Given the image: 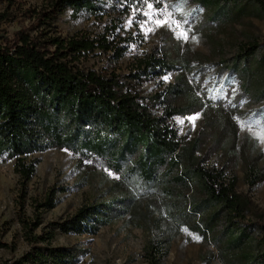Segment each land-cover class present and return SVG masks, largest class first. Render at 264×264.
<instances>
[{
    "label": "trees",
    "instance_id": "16d2710c",
    "mask_svg": "<svg viewBox=\"0 0 264 264\" xmlns=\"http://www.w3.org/2000/svg\"><path fill=\"white\" fill-rule=\"evenodd\" d=\"M232 1L233 24L245 17L264 19V0ZM147 2L158 11L166 5L165 0ZM0 7V23L17 10L38 25H23L12 36L0 32V158L16 159L24 182L33 177L38 163H27V156L65 149L100 161L122 182L133 183L144 193L159 192L178 209L175 215L183 224L210 241L216 251L212 258L221 264H264V211L238 191L232 165L209 163L228 135L237 134L236 125L223 113V105L216 112L206 110L205 94L192 92L182 79L169 83L162 79L178 64L172 32L161 28L162 44L138 58L129 72L81 66L98 50L111 53L113 62L129 52L135 43L133 33L120 38L117 29L123 30L121 23L128 20L134 29L145 24L144 0H55L44 10L22 8L19 0H0ZM67 7L75 17L110 16L111 28L95 37L88 33L65 37L55 21ZM136 9L141 11L133 19ZM207 29L220 32L215 26ZM261 46L252 42L232 63L241 82L238 97L247 95L253 104L264 103ZM201 111V127L192 136H182L174 118ZM263 180L264 173L253 176L250 189ZM40 206L55 207L53 194ZM111 209L107 203L82 207L50 227L63 233L97 234L112 221ZM39 224V220L33 227L27 224L30 235ZM54 233L34 235L32 244L45 245L17 264H74L73 252L51 246Z\"/></svg>",
    "mask_w": 264,
    "mask_h": 264
},
{
    "label": "rangeland",
    "instance_id": "374dc122",
    "mask_svg": "<svg viewBox=\"0 0 264 264\" xmlns=\"http://www.w3.org/2000/svg\"><path fill=\"white\" fill-rule=\"evenodd\" d=\"M53 1L19 0V4L26 9L44 10ZM165 2L163 14L154 15L143 28L140 25L134 29L129 20L121 23L123 30L117 29L121 31L120 38L128 39L133 33L135 43L119 62L109 59L111 53L98 50L82 60L81 66L129 72L138 58L162 44L161 28L171 31L172 51L179 59L176 70L162 79L165 83L182 79L192 92L205 94L206 110L216 112L224 106L223 113L236 125L237 134L228 135L209 163L232 165L238 191L251 196L264 211V180L250 189L253 176L264 173V103L253 104L247 95L238 97L241 82L232 69L241 50L252 42L264 44V19L245 17L233 24L234 14L229 11L232 0ZM148 12L160 13L153 7ZM185 18L189 23H185ZM110 21V16L75 17L67 7L58 14L55 26L65 37L79 33L95 37L111 28ZM223 22L227 23L226 27L220 25ZM28 24L33 28L38 26L37 21L11 10L8 18L0 23V32L12 36ZM209 26L217 27L220 32H209ZM213 39L223 47H218ZM204 112L175 117L180 134L194 135L202 125ZM193 116L197 117L194 121L189 119ZM25 161L38 162L36 172L27 182L17 171L16 159L0 158V264L23 261L27 253L45 245L32 244L33 236L49 231L55 232L51 246L73 252L74 264H221L216 257L212 258L215 249L210 241L183 224L175 215L178 209L171 207L159 192L144 193L133 183L122 182L119 175L100 161L65 149L34 153ZM50 194L55 207L40 206ZM101 203L112 207L109 210L112 221L103 225L97 234L63 233L57 227H50L53 222L74 216L82 207ZM37 220L40 224L30 235L27 224L33 227ZM152 245L156 246L153 251Z\"/></svg>",
    "mask_w": 264,
    "mask_h": 264
},
{
    "label": "snow or ice",
    "instance_id": "6c2138e0",
    "mask_svg": "<svg viewBox=\"0 0 264 264\" xmlns=\"http://www.w3.org/2000/svg\"><path fill=\"white\" fill-rule=\"evenodd\" d=\"M144 2L147 4V8L148 9H152L153 5L151 3H148L147 0H144ZM156 2L159 3V2H161V0H156ZM166 7L167 6H165V9H161L160 13H149L147 11H143L142 15L147 17V20L145 21V23L151 21L154 15L163 14V12L166 10ZM139 11H141V10L140 9H136V10L133 11V13H132L133 19H135L136 15H137V12H139ZM137 22L139 23V21H137ZM128 23H129V25H131L132 20H129ZM157 23H159V21H157ZM185 23H189L187 18H185ZM143 27H144V24H141V28H143ZM190 30H191V28H189V31ZM184 39H187L186 35L184 36ZM196 118H197L196 116L189 117V119L192 120V121H194ZM180 122L183 123V121H180ZM196 239H199V237H196Z\"/></svg>",
    "mask_w": 264,
    "mask_h": 264
}]
</instances>
